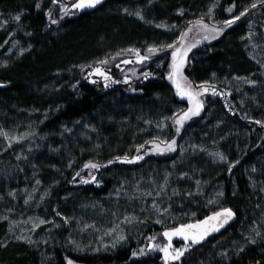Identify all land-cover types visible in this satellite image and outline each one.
<instances>
[{
    "label": "trees",
    "instance_id": "obj_1",
    "mask_svg": "<svg viewBox=\"0 0 264 264\" xmlns=\"http://www.w3.org/2000/svg\"><path fill=\"white\" fill-rule=\"evenodd\" d=\"M137 1L143 0H104V4L98 9L88 12L85 10L61 19L58 18L56 10L50 9L53 13V20L58 21L56 25H52L47 14V0H0L1 12L22 13L20 22L24 30L29 33L28 36L31 37L29 40L33 46L30 54L14 61L10 67L0 69V82L7 84L6 87L0 88L1 119L8 122L12 119L16 125H19L23 123L22 117L26 116L25 111L49 112L43 120L39 113L35 119L36 128L41 133L58 132L75 122L89 123L91 127L94 126L95 130L99 131V135L94 137L92 147L90 146L89 149L93 150L96 145L102 146L95 152L89 150L91 155L84 154L80 163L78 162L79 164L72 166L71 169L67 168L69 165L67 158L64 161L61 159L52 161V165L60 170L57 173L58 176L52 178L55 179L52 185L48 186L49 182L46 184L52 176L50 171L48 178L44 177L45 187L50 188L47 197L42 204L39 201L37 207H40L38 214L43 213L48 216L51 223L62 226V231H60L62 234L58 233L60 235L49 238L48 243L40 242L34 247L9 244L2 246L0 244V264H67V260L72 259L73 255L65 247L66 242L59 240H62V237H65L72 228L69 219L74 211L72 209V206H75L74 203L83 201L91 204L101 200L118 187L127 172L133 170L139 171V174L144 172L153 180L147 189L142 187L140 189L151 193L149 197L147 196L149 199H157L161 189L165 190L162 197L165 200L162 201L166 203H163V209L167 207L173 212L194 209L196 215L176 217L173 221H165L163 217L153 218L151 214L143 219L144 226L136 231L135 227H132L126 246L115 252L87 257L84 262L87 264H166L159 252L151 251L146 255L136 257L132 256V252L139 253L140 248H148L150 238L162 235L167 228L200 220L219 209L231 208L237 214V220L232 225L212 235L199 245H191L181 260L172 262V264H264L263 240H257L255 244L249 242L233 251L230 250L231 255L228 259L215 258L214 253L215 248L220 247L221 244L241 242L243 234L250 233L254 228L262 227L264 224V210H261L264 208V200L262 202L264 176L258 178L254 174L257 171L264 173V126H262L264 125V88L261 92L248 95V103L259 101L261 104L260 118L249 119L242 116L236 108L237 96L234 93L218 83L207 82V75L220 69L221 63L235 72H240L244 67L240 61L241 58L234 54V50L232 51L235 47L225 39V37H234L240 24L235 25L220 38L203 44L204 54H200L199 48L189 54L184 70L188 81L195 88H199L198 86L205 82L209 86L215 85V91L220 95H212V92L206 94L203 100V110L198 116L187 120L180 132L176 131L177 125L173 118L177 114L181 115L186 112L189 109V102L185 97L177 94L175 87L166 78L169 59L164 51L160 50L152 55L133 76L120 75L121 72L115 73V68L121 71L128 65L123 64V60H132L125 56L118 58L119 67L116 64L113 72L98 63L101 59H98L99 61L87 60L82 65L76 66L79 60L108 48L107 46L111 43L134 40L152 34L151 29L144 28L138 21H128L120 17L115 9L116 5ZM194 1L188 0V2ZM183 2L186 0H162L153 8L155 11L161 9L166 13ZM243 2L244 0H220V12L227 10L233 3ZM54 5L59 6L58 3ZM262 12H264V6ZM1 42H3V34L0 35ZM122 52L123 50H113L109 53L108 59ZM81 66H84L83 70ZM93 67H102L113 80L119 83L108 81V87H105L102 77L89 75ZM222 69L226 68L222 67ZM59 71L64 73L62 75L64 80L58 100H45L28 87L30 83L50 77ZM145 73H148L147 78H145ZM124 78L130 82L124 83ZM94 80L96 83L92 82ZM225 93H230V95H225ZM16 109L21 110L19 112ZM157 110L164 112L169 118L168 136L165 141L170 142L175 139L176 150L166 154L149 155L136 163L109 164V161L117 156L127 155L129 158H134L141 155L145 147L149 146V142L157 140L149 138L135 147L131 144L134 134L137 131L141 132L142 122L138 119L149 116L151 112H157ZM220 121L226 122L229 127L234 126L225 131L220 129L221 133L216 134L220 136V146L228 147L230 157L233 158L231 164L218 167L206 160L203 155H195L194 151L192 155L191 153L181 155V150L178 148L184 140L189 138V135L191 137L188 142H193V145H203L206 142L205 136L208 137L209 126H214ZM255 121H261V124ZM238 128L245 131V135L248 133L244 142L240 139V135L238 137L235 135L239 131ZM189 132L191 134H188ZM216 141L219 143L218 139ZM216 141L209 139L207 145ZM157 142L161 141L157 140ZM238 144L239 147L236 150ZM199 148L207 151L205 147V149ZM113 149L118 150V154L110 155L107 152ZM94 153L103 156L97 158L98 156L96 154L97 157L94 156ZM177 159L182 161V169L176 174L183 178L182 182H176L178 177L173 178L172 175H175L169 169L173 161ZM89 161L107 166L93 172L96 176V183L85 184L82 180H90L92 176L87 174L88 177H85L87 171L82 173L85 169L84 165ZM196 170L200 172L199 176ZM77 173L80 175L77 176ZM28 177L25 183L34 187L35 181L30 179V176ZM255 181H258L260 185ZM137 184L134 183L131 186ZM174 191L178 194L174 195ZM214 192L223 193V200L219 207L207 210L200 204V195ZM71 197L74 199H70ZM124 205L125 202H121L120 207L107 205L101 209V212L109 209L104 216L106 219H111L113 214L120 213ZM149 209L152 210V204ZM56 212L60 215L57 216ZM64 217L68 218L67 223L64 222ZM157 220L160 223H157ZM179 241L184 242L181 239ZM241 248L243 251L240 250Z\"/></svg>",
    "mask_w": 264,
    "mask_h": 264
},
{
    "label": "rangeland",
    "instance_id": "obj_2",
    "mask_svg": "<svg viewBox=\"0 0 264 264\" xmlns=\"http://www.w3.org/2000/svg\"><path fill=\"white\" fill-rule=\"evenodd\" d=\"M161 1L162 0H143L135 3L131 2L125 3L124 5H116L115 9L118 11L120 17H124L128 21H138L144 28L151 29L152 34L138 37L134 40L111 43L107 46L108 48L98 53L94 52L86 59L79 60L76 66L82 65L85 61L91 59H96L97 61H99L98 59H108L109 53L113 50H123L119 56H117V54L114 56L115 59H109V63L104 66L108 68L110 72H113L119 57H129L133 60V63L125 66L121 71L115 68V73L119 74L121 72L120 75L129 74V76L136 75L142 68V65L147 61L143 64L136 63L135 54L125 50L134 48L140 50L141 55H148V47L155 46L160 48L161 45L174 43L178 40L180 33L187 31V29L191 27L188 23L189 21L199 19L203 15L205 23H208L210 26L215 25L222 28L224 27L222 23L224 20L232 18V16L238 14L242 8L250 7L251 4L256 3L258 5L256 8L251 9L246 17H242L241 20L237 21L231 28L225 29L222 34L224 35L235 25L240 24L234 37H225V39L235 47L232 51L234 50V54L241 58L240 61L244 67L240 72H235L231 71L229 66L221 63L219 66L220 69L207 75V82L218 83L228 91L234 93L237 96L236 108L242 116L249 119H259L261 116V104L259 101L248 103V95L249 93L261 92L264 88V12H262L264 4H261L260 0H244L241 4L235 3L237 7L234 12L230 14L227 10L222 13L220 12V0H195L194 2H188V0H186V2H183L181 5H177L172 10L164 13L161 9L155 11L153 8L156 3ZM72 2L73 0H58L59 6H56L52 3V0H47L46 9L48 17L49 13H51L49 19L52 25L56 24L52 23L53 13L50 9L56 10L59 15L58 18L61 19L68 16L64 15L62 6L67 5L71 7ZM102 5L97 6L95 9H98ZM95 9H87V12ZM125 9L128 11L125 12ZM209 9H212L211 17L207 15ZM181 11H183V15L180 14ZM136 12H140L144 19L141 20L135 15ZM77 13L78 12H75V14ZM17 15H19L20 18L22 17V13L20 12L13 13L6 11L3 13L0 11V33L3 34V42L0 43V69L10 67V64H13L14 61L19 60L33 51V46L29 40L31 37L28 36L29 33L22 27L20 19H15ZM157 25L162 26L157 27ZM250 33L252 38L248 39L247 37ZM203 36V32L194 30L189 34L188 38L189 43H193L197 40L200 41L192 51L199 48L198 50H200L201 55L205 53L202 45L216 40H204ZM161 50L166 53V57L169 59L168 71L166 73V78L168 79V74L171 71L172 49ZM191 52H189V54ZM222 67L226 69H222ZM63 74V72L59 71L57 74L54 73L50 77H44L40 81L30 83L28 87L45 100H58V98H60L59 92L61 91V84H63L64 80ZM183 74L186 77L185 71ZM124 80L125 78L123 81ZM198 80L200 81V79ZM168 81L175 87L172 81L169 79ZM193 88L199 90V88ZM210 92L211 91L201 95L199 100L203 103L204 97ZM185 99L189 102V108L192 107L191 101H189L187 97H185ZM16 110L20 112L21 109ZM38 113L43 120L49 112H42L40 110L25 111L26 116L22 117L23 123H19V125H16L12 119L8 122L4 119L2 120L0 117V133H7L6 136L0 134V233L2 236L0 238V244L2 246L9 244L34 247L40 242L48 243L49 238L62 234L60 233V231H62V226L57 223H51L48 216L43 213L38 214L40 207H37V204L39 201L42 204L50 188L45 187L44 177L47 176L48 178L50 171L52 176L46 184L49 182L48 186L52 185L55 180L52 178L58 176L57 173L60 170L58 167L52 165V161H56L57 159L64 161L65 158H67V164H69L67 168L71 169L72 166L77 165L78 162L80 163L84 154L86 155L89 153L91 155V151L89 150L92 149L89 148L90 146L92 147L94 137L99 135V131H96L94 126L91 127L89 123L83 122H75L68 127L62 128L58 132L41 133L40 130H37V123L35 122ZM5 117L8 116L5 115ZM138 121L142 122L141 128L139 127L141 132L137 131L134 134L131 141L132 147L143 143L149 138H156L158 141H161L157 142V140H154L156 143L160 144L161 148L166 147L162 141H165L168 136L169 118L164 112L158 110L157 112H151L149 116L141 117ZM233 127H229V124L220 121L214 126H209L207 131L208 137L205 136L206 142L203 145H193V142H188L191 137V135H189V138L184 140L178 149L181 150V155L183 153H191L192 155L194 151L195 155H203L206 160L218 167L228 166L233 162V158L230 157L231 154L228 147H225L226 145H223V147L220 146V136L216 134L221 133L219 132L220 129H224L225 131ZM190 132L195 133L193 131ZM190 132L188 134H191ZM240 133H242L243 136ZM244 133L245 131L239 129L235 135L236 137L240 135V139L244 142L248 137V133H246V135ZM209 139L214 141L218 139L219 143L216 141L207 145V140ZM9 144H11L10 147ZM95 147L96 148L92 150L94 152L102 148V146L98 145ZM199 147H205L207 151H203ZM237 147H239V144L236 146V150ZM107 152L110 155L118 154V150L116 149ZM168 152L171 151H165L163 154ZM215 154H223L226 160L220 161L218 155ZM149 155H160L159 152L153 149L151 143H149L148 147H145L144 152L141 154L144 158ZM94 156L100 158L103 155L94 153ZM169 169L175 175H172L173 178L178 177L176 182L183 181L182 177L176 175L182 169L181 160L177 159L173 161ZM84 171H87V173L85 172V177H88L90 174L93 175V172L96 170L85 168L82 173ZM195 172L199 176L198 173L200 172H198V170ZM254 174L255 177L258 178L264 176L262 171H257ZM28 176L35 181L34 187L25 183L26 180L29 179ZM147 176L148 174L144 172L139 174L137 170L127 172L123 180L119 182L118 187L113 189L108 196L91 204H87L83 201L77 204L74 203L75 206H72L74 211L72 212L71 219H69L72 223V228L69 229L70 232H67L65 237H62V240H59L63 243L64 241L66 242V244H64L65 247L73 255L72 259L68 260H72L73 264H87L84 262V259L87 257H96L103 253L117 251L119 248L126 246L128 234L132 231V227H135L136 231L138 228L144 226L143 219L148 218L151 214L153 218L163 217L165 221H173L176 217H194L196 215L194 209L186 210L185 212H178L177 210L173 212L167 207L163 209V203H166L162 201L165 200V198H162L165 190L161 189L160 195L156 197L157 199H149V192L140 190L141 187L147 189L149 184L153 181ZM37 181H39V183H37ZM251 181L254 182L253 180ZM255 182L260 185L258 181ZM134 183L138 184L131 186ZM143 196L144 198H142ZM200 198L201 206L209 210L219 207L223 200V193L222 195L221 192L208 193L206 195L201 194ZM70 199L73 200L74 198L71 197ZM263 200L264 199H262V202ZM121 202H125V205L121 207L120 213L113 214L111 219H106L104 214H106L109 209L103 210L102 212L101 209L107 205L119 206ZM153 203L160 209L159 212L153 208L152 210L149 209L150 204ZM165 209H167V211H165ZM261 210H264V208ZM126 217L133 218L132 222L125 223ZM40 220H44L46 223L40 224ZM257 233H259V235H257ZM121 236H123L124 239H119ZM152 238H154V240H149V247L146 249L142 247L140 250L143 249L145 253H148L151 252V243L154 242L161 247L166 246L168 243V240L163 234ZM241 239V242L223 243L220 247H216L214 251L215 258L228 259L231 255L230 250L233 251L237 249V247L244 246L246 243H249L250 239L264 241V224L262 227L254 228L250 233L243 234ZM29 240L32 241V243H28ZM72 241L75 243H72ZM184 243L188 242H180L179 240L172 241L173 246L176 248L182 247ZM97 249L99 250L97 251ZM159 253L162 255L163 259V253ZM224 253H226V255H223Z\"/></svg>",
    "mask_w": 264,
    "mask_h": 264
},
{
    "label": "snow or ice",
    "instance_id": "obj_3",
    "mask_svg": "<svg viewBox=\"0 0 264 264\" xmlns=\"http://www.w3.org/2000/svg\"><path fill=\"white\" fill-rule=\"evenodd\" d=\"M52 3H58V0H52ZM104 3V0H73L71 3V7H68L67 5L62 6L63 7V13L64 15L69 14H75V12H83L87 9H95L97 6L102 5ZM261 4H264V0H260ZM258 5L256 3L251 4L250 7H244L242 8L238 14L232 16L230 19L224 20L222 23L224 27H217L215 25L210 26L208 23H205L204 16L202 15L199 19H196L194 21H189L188 23L191 25L187 29V31H184L180 33L179 39L176 40L174 43H170L167 45H161L160 48H157L155 46H150L147 48L148 55H141L140 50L138 49H127L125 51L132 52L136 56V63L143 64L146 61H148L152 55L156 54L161 49H172L171 51V71L168 74V79L173 82V84L176 87L177 94L181 97H187L189 101L192 103V107H190L186 112H184L183 115L177 114L176 117H174V123L177 125L176 131L180 132V130L183 128L184 123L191 119L193 116H198L200 112L203 110V103L199 100V97L203 95L204 93H207L209 91L212 92V95H220L217 91H215V85L209 86L207 82H205L202 85H199V90H195L193 88V85L190 81H188L187 77L184 76V69L186 64L188 63V54L192 51L194 47L197 46V44L200 42L199 40L189 43L188 38L189 34L193 32L194 30H198L199 32H203L204 40L208 39H217L219 36H221L225 29L231 28L237 21L241 20L242 17H246L248 12L256 8ZM39 7V5H37ZM214 7V6H213ZM237 5L235 3L232 4L231 7L227 8L228 13H233L236 9ZM125 12L128 10L125 9ZM183 15V11L180 13ZM135 15H137L141 20L144 19V17L140 14V12H136ZM209 17L212 16V9H209V12L207 13ZM49 17H51V13H49ZM16 20L20 19V16H15ZM53 24L58 23L56 20H52ZM162 25H157V27H161ZM174 27V26H173ZM248 39H251V33L247 37ZM120 53H117V56H119ZM111 59H115V57H112ZM132 60L125 59L122 61L123 64H130L132 63ZM100 65H107L109 63V59H102L98 62ZM119 67V64L116 65ZM84 69V66H81V70ZM89 75H97L104 79L105 81V87H108V81H112L113 83H119V81H115L112 79L110 75L107 74V72L102 67H96L93 69L92 72L89 73ZM145 78H147L148 73H145ZM93 83H96V81H92ZM130 81L126 78L124 80V83H129ZM254 83V82H253ZM3 85H0L2 87ZM225 95H230V93H225ZM257 124H261V121H255ZM264 126V125H262ZM2 135H7V133H0ZM152 144V147L154 150L159 152L160 154H163L165 151H175V145L176 140L173 139L170 142L169 141H162L163 144H165V148H161L159 143H156L155 141L149 142ZM11 144H9V147ZM143 147V146H141ZM137 151L139 152L140 149L138 148ZM218 155L220 161H225L226 157L223 156V154H215ZM144 157L141 155H137L134 158H129L127 155L120 157H115L114 160L109 161V164L120 162V163H136L140 160H142ZM239 163V161H237ZM107 165H101L98 163H94L89 161L87 164L84 165L87 169H93L98 170L101 167H106ZM231 167H235V165H231ZM255 171V169H253ZM77 176L80 175V173L76 174ZM96 176L92 175L90 180H82V183H96ZM39 183V181H37ZM197 184H199V181H197ZM178 194L174 191L173 193ZM148 195H151V193H148ZM191 195V193H189ZM222 195V193H221ZM27 203V201H26ZM152 208L156 210L157 212L160 211V209L157 207L155 203L152 204ZM167 211V209H165ZM56 215L59 216L60 213L56 212ZM235 217V213L231 208H223L220 211L213 212L210 216H207L205 219L200 220L196 223H188V224H181L179 227L172 228L170 230H166L163 232V236L167 238L168 243L166 246H159L156 243H151L150 245V251H159L163 253V259L166 262V264H172V262L180 261L181 258L185 255L187 251H189V248L191 245H199L201 244L206 238L211 235L212 233L219 232L225 225H227L233 218ZM64 222H68V218L64 217ZM133 218L126 217L125 223L132 222ZM157 223H160L159 220L156 221ZM40 224L46 223L44 220L39 221ZM259 235V233H257ZM174 237H180L182 241H186L188 243H184L182 247L176 248L172 244V240ZM119 239H124L123 236L119 237ZM150 240H154V238H150ZM252 244L256 243L255 239H250L249 241ZM28 243H32V241H28ZM72 243H75L72 241ZM115 246V245H113ZM99 249H97L98 251ZM243 251V248L240 249ZM145 251L141 249L139 253L132 252V256L136 257L137 255L143 256L146 255ZM223 255H226L224 253ZM67 264H73L72 260H68Z\"/></svg>",
    "mask_w": 264,
    "mask_h": 264
},
{
    "label": "water",
    "instance_id": "obj_4",
    "mask_svg": "<svg viewBox=\"0 0 264 264\" xmlns=\"http://www.w3.org/2000/svg\"><path fill=\"white\" fill-rule=\"evenodd\" d=\"M0 85H3L2 87H0V88H4V87H6L7 86V84L6 83H3V82H0ZM220 210H222V209H219V210H217V211H220ZM233 210V209H232ZM215 212V211H214ZM233 212L235 213V217L227 224V225H225L220 231H222V230H224L225 228H227V227H229L230 225H232L236 220H237V214H236V212L233 210ZM213 212H211V213H209L207 216H210L211 214H212ZM207 216H205V217H203L202 219H200V220H203V219H205ZM200 220H196V221H192V222H189V223H196V222H198V221H200ZM185 224H188V223H185ZM181 225V224H180ZM180 225H178V226H175V227H179ZM175 227H172V228H175ZM172 228H167V229H165L164 231H166V230H170V229H172ZM219 231V232H220ZM216 233H218V232H215V233H212L211 235H209L207 238H206V240L209 238V237H211L212 235H214V234H216ZM166 238V237H165ZM167 239V238H166ZM179 239H181L180 237H174L173 238V240L172 241H175V240H179ZM182 240V239H181ZM206 240H204V241H206Z\"/></svg>",
    "mask_w": 264,
    "mask_h": 264
}]
</instances>
